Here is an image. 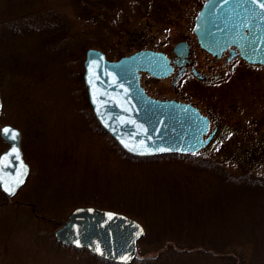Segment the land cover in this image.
Here are the masks:
<instances>
[{
	"label": "rangeland",
	"instance_id": "obj_1",
	"mask_svg": "<svg viewBox=\"0 0 264 264\" xmlns=\"http://www.w3.org/2000/svg\"><path fill=\"white\" fill-rule=\"evenodd\" d=\"M203 2L0 0V125L19 130L29 166L25 184L0 207V264H102L52 239L79 205L143 225L129 264H264V141L244 152L237 142L220 154L204 148L190 158L128 160L104 137L83 96L86 49L107 60L166 52L192 36ZM53 15L60 20L54 42L50 32H11ZM230 74L228 83L189 82L187 91L217 119L232 120L228 110L218 112L225 106L264 133V66H236ZM155 85L149 89L165 83Z\"/></svg>",
	"mask_w": 264,
	"mask_h": 264
},
{
	"label": "water",
	"instance_id": "obj_2",
	"mask_svg": "<svg viewBox=\"0 0 264 264\" xmlns=\"http://www.w3.org/2000/svg\"><path fill=\"white\" fill-rule=\"evenodd\" d=\"M192 32L199 47L211 55L219 56L233 46L246 62L264 65V6L260 0H205L194 18ZM173 51L183 58L188 48L179 42ZM82 68V82L95 121L126 154L138 158L186 155L207 145L209 138H203L209 126L206 117L189 104L153 99L139 85V71L156 78L170 73L162 52L143 49L107 60L103 52L89 48L84 52ZM4 128L18 133L11 140L0 132L7 143L0 153V191L10 197L25 184L29 166L19 147V130L0 125V130ZM13 146L18 155L13 153ZM10 188H15L13 194L6 190ZM143 235V225L130 216L79 205L69 211L51 236L60 245L84 250L103 261L129 264L135 244Z\"/></svg>",
	"mask_w": 264,
	"mask_h": 264
},
{
	"label": "flooded vegetation",
	"instance_id": "obj_3",
	"mask_svg": "<svg viewBox=\"0 0 264 264\" xmlns=\"http://www.w3.org/2000/svg\"><path fill=\"white\" fill-rule=\"evenodd\" d=\"M179 42L185 43L188 48V52L183 58L173 51V46ZM162 53L171 68L170 73L166 77L156 78L147 72L139 71V85L144 93L153 99L159 101H173L178 104H189L195 108L200 115L206 117L209 121L206 137L209 138V141L205 148H208L209 151L212 149L214 153L216 152L215 149H217L216 153H218L221 150L226 151L231 143L238 142L243 146L241 150L244 152L247 151L245 145L264 141V133L260 131V127H258L257 123H255L252 118V121L249 120L250 117L247 121H239L240 116L237 115L234 110L222 106L224 108H218V112L224 109L228 110L232 120L222 121L217 119L212 107L205 106L196 95L187 91L189 84L199 86L222 84L223 82L228 83L232 76L230 73L235 70L236 66L242 67V65H244L247 67L262 65L246 62L239 56L237 49L233 46L227 47L219 56L211 55L199 47L194 34L189 37L178 38L169 50L166 52L162 51ZM157 81L163 82L165 85H163L161 89L160 85H157L158 87H153L154 89H152V92L149 88H151V85H155ZM225 92H228V90ZM243 117L241 118L243 119ZM257 130L259 131L258 136H256ZM0 140L5 145L0 151L1 153L6 149L7 143L1 138ZM202 150L203 149L199 150L195 154H186L182 156L190 158L196 156ZM220 153L223 152H219L218 154ZM215 172L222 173V171L219 170ZM0 194L3 197V199L0 200L1 207L5 204L4 198L9 199L11 196L7 197L1 191Z\"/></svg>",
	"mask_w": 264,
	"mask_h": 264
},
{
	"label": "trees",
	"instance_id": "obj_4",
	"mask_svg": "<svg viewBox=\"0 0 264 264\" xmlns=\"http://www.w3.org/2000/svg\"><path fill=\"white\" fill-rule=\"evenodd\" d=\"M55 20H57L55 18V15H53V17H47V18H43L42 20H40L39 24H37V22L35 21H25L24 24H22L21 26L16 25V29L15 27H12L11 28V32L15 33V34H19V33H28V34H40L41 32H50V36L48 37L47 41L49 42H54L56 39H58L60 37V35L58 36V34L60 33L58 30H57V27H59V21L60 20H57L58 24L55 22ZM13 25H10L9 27H11ZM83 96H85L84 94V91H83ZM86 101V104L87 106L88 103H87V100ZM90 108V107H89ZM92 114V113H91ZM93 121L95 120L94 116L91 115ZM101 132L104 134V137L108 139V141L110 142V144L114 145V147L118 150L119 154L122 155L124 158L128 159L129 158H133V159H136L138 157H134V156H130L128 154H126L124 151H122L119 146L114 142V140H112V138L104 131L101 129ZM175 158L176 156L173 155V154H168V155H160L158 157H154L153 159L154 160H164V159H170V158ZM149 158V157H148ZM75 206V205H74ZM91 259H93V257H91ZM95 260V259H93ZM98 261V260H96ZM100 263L102 264H113V263H109V262H106V261H103V260H99Z\"/></svg>",
	"mask_w": 264,
	"mask_h": 264
},
{
	"label": "snow or ice",
	"instance_id": "obj_5",
	"mask_svg": "<svg viewBox=\"0 0 264 264\" xmlns=\"http://www.w3.org/2000/svg\"><path fill=\"white\" fill-rule=\"evenodd\" d=\"M262 6H264V0H260ZM252 3H256V0H252ZM0 132L3 133L4 136H6L7 138L11 139V140H15L16 137L18 136V133L15 132L12 129L9 128H4L2 130H0ZM13 153H15L16 155H18L17 149L15 148V146H13ZM4 159H7V157H5ZM22 183V181H20ZM7 191H9L10 194H13L15 192V188H10V189H6Z\"/></svg>",
	"mask_w": 264,
	"mask_h": 264
}]
</instances>
